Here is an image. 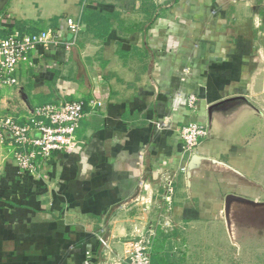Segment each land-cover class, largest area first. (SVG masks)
I'll return each instance as SVG.
<instances>
[{
	"label": "crops",
	"instance_id": "0c3cea01",
	"mask_svg": "<svg viewBox=\"0 0 264 264\" xmlns=\"http://www.w3.org/2000/svg\"><path fill=\"white\" fill-rule=\"evenodd\" d=\"M67 18L79 22L74 40ZM43 27L72 44L37 47L17 85L0 88V113L25 119L76 100L83 117L71 147L37 174L18 169L0 129V264H126L130 242L162 215L176 233L220 217L228 194L259 203L264 0H7L0 10V37ZM188 123L207 134L186 158L178 134ZM157 229L150 258L161 257Z\"/></svg>",
	"mask_w": 264,
	"mask_h": 264
},
{
	"label": "built area",
	"instance_id": "2783aa9c",
	"mask_svg": "<svg viewBox=\"0 0 264 264\" xmlns=\"http://www.w3.org/2000/svg\"><path fill=\"white\" fill-rule=\"evenodd\" d=\"M67 31L74 40L78 35L79 22L73 18L66 19ZM57 32L51 29L37 32L12 31L0 37V88L17 85L15 72L21 63L31 64L30 54L37 47L50 46L67 47ZM196 97L190 95L187 106L195 107ZM91 109L99 108L100 102L88 101ZM83 101H67L59 105H41L32 110L25 119L4 117L0 119V129L11 137L14 151L12 159L21 172L37 174L41 164L47 161L53 153L66 152L74 141L78 123L83 117ZM203 127L188 123L180 128L182 155L188 158L198 145L201 138L206 136ZM185 172V167L179 169ZM171 179L165 181V200L169 202L172 194ZM103 249H107L105 238L99 237ZM124 261L126 264H150L149 239L138 237L130 242Z\"/></svg>",
	"mask_w": 264,
	"mask_h": 264
},
{
	"label": "rangeland",
	"instance_id": "374dc122",
	"mask_svg": "<svg viewBox=\"0 0 264 264\" xmlns=\"http://www.w3.org/2000/svg\"><path fill=\"white\" fill-rule=\"evenodd\" d=\"M1 92L2 90L0 98ZM3 117L0 113V119ZM5 150L9 151L12 158V143L4 147ZM261 176L264 184V170L261 174L256 173L259 180ZM254 196L259 200L255 204L258 206L252 203L234 204L228 218L222 213L217 219L206 220V223L179 224L176 233L172 231L173 221L162 215L159 217V224H154V229L157 226L158 232L161 226L164 227L161 230L164 234L161 232L156 237L154 235L156 242L162 243L161 257L170 264H264V191ZM147 229L154 232L152 228ZM148 230L145 239L151 237Z\"/></svg>",
	"mask_w": 264,
	"mask_h": 264
},
{
	"label": "water",
	"instance_id": "95a60500",
	"mask_svg": "<svg viewBox=\"0 0 264 264\" xmlns=\"http://www.w3.org/2000/svg\"><path fill=\"white\" fill-rule=\"evenodd\" d=\"M7 0H0V10L2 9L3 5L6 3ZM221 104V103H220ZM219 106V104L217 105H212L211 107H209L208 109V113L210 114L212 112V110L217 109ZM201 161V157H198L196 155H193L190 157V159L188 160L187 166H186V177L189 178L190 176V172L196 168V166L199 164V162ZM254 204V206H258L255 204H258L256 202L250 201L248 199H245L243 197L237 196V195H233V194H228L226 195L225 199H224V209H223V214L225 216V218L229 217V212L231 207L234 204Z\"/></svg>",
	"mask_w": 264,
	"mask_h": 264
},
{
	"label": "trees",
	"instance_id": "16d2710c",
	"mask_svg": "<svg viewBox=\"0 0 264 264\" xmlns=\"http://www.w3.org/2000/svg\"><path fill=\"white\" fill-rule=\"evenodd\" d=\"M150 264H170V263L164 257H158L156 255H152L150 258Z\"/></svg>",
	"mask_w": 264,
	"mask_h": 264
}]
</instances>
